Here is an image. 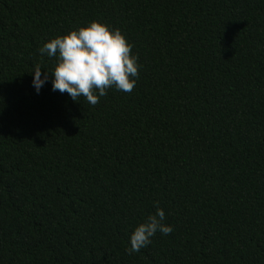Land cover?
<instances>
[{"label": "trees", "instance_id": "16d2710c", "mask_svg": "<svg viewBox=\"0 0 264 264\" xmlns=\"http://www.w3.org/2000/svg\"><path fill=\"white\" fill-rule=\"evenodd\" d=\"M92 21L134 89L37 94ZM157 206L173 231L130 254ZM0 264H264V0H0Z\"/></svg>", "mask_w": 264, "mask_h": 264}, {"label": "clouds", "instance_id": "9594fccd", "mask_svg": "<svg viewBox=\"0 0 264 264\" xmlns=\"http://www.w3.org/2000/svg\"><path fill=\"white\" fill-rule=\"evenodd\" d=\"M132 47L118 29L92 21L86 27L51 39L39 49L41 56L55 57L57 63L53 71H45L43 76L41 67L35 65L32 86L39 94L51 73L52 91L67 93L73 102L83 97L93 106L110 88L129 93L136 85L140 67ZM164 221L165 212L157 206L155 214L132 231L130 254L150 245L157 232L169 235L173 227Z\"/></svg>", "mask_w": 264, "mask_h": 264}]
</instances>
